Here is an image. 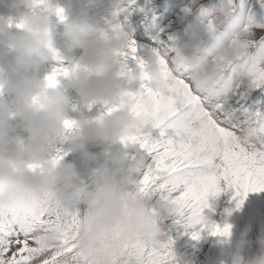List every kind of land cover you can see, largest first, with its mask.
Wrapping results in <instances>:
<instances>
[{
  "label": "clouds",
  "instance_id": "clouds-1",
  "mask_svg": "<svg viewBox=\"0 0 264 264\" xmlns=\"http://www.w3.org/2000/svg\"><path fill=\"white\" fill-rule=\"evenodd\" d=\"M14 2L32 8V0ZM61 8L66 17L63 37L70 49L82 53L79 62L68 64L70 68L81 65L67 77L76 101L81 106L120 103L128 80L117 73L118 62H122L117 52L123 51L131 39V25L125 20L124 27L113 31V26L121 23L116 18L104 31L87 21L69 18L66 8ZM123 11L124 7H119L117 17ZM53 16L47 9L24 14L19 20L24 26L6 40L14 63L10 65V76L0 70V212L19 218L32 214L55 218L66 217L71 210L85 205L87 211L76 229V248L67 264H136L129 254L131 246L138 241L151 244L173 209L166 201H154L130 190L128 176L118 172L126 156L108 150L121 137L142 127L127 107L102 120H76L75 131L64 143L70 151L79 153L84 164L96 167L93 190H88L76 165L65 162V157L55 166L49 163L53 150L64 140V121L71 111L78 110L72 97L40 78L43 68L61 59L53 56ZM215 19V31L209 32L206 25H201L182 46L162 48L170 57V73L188 79L209 103L227 99L233 91V82L219 60L239 58L241 49L234 37L244 36L245 24L239 13L222 12ZM147 63L151 86L166 91L156 57H150ZM150 102V97H144L145 105ZM18 132L25 134L24 139ZM242 139L249 145L256 142L247 133ZM90 146L98 150L90 151ZM30 165L40 167L33 170ZM233 228L227 241L234 250L227 253L233 264H264V246L251 256L237 254L252 247V242L247 240V232L236 236ZM174 256L175 264H194L175 251Z\"/></svg>",
  "mask_w": 264,
  "mask_h": 264
},
{
  "label": "snow or ice",
  "instance_id": "snow-or-ice-1",
  "mask_svg": "<svg viewBox=\"0 0 264 264\" xmlns=\"http://www.w3.org/2000/svg\"><path fill=\"white\" fill-rule=\"evenodd\" d=\"M123 2L130 6L135 0ZM257 5L264 10V0H227L222 10L225 15L239 13L245 19L244 36L234 37L241 49L239 58L219 60L234 85L229 98L206 102L188 79L170 73V57L162 49L154 50L153 56L167 89L157 91L151 86L148 63L136 56L135 41L129 39L125 49L117 52L122 61L118 62L117 73L129 84L138 81L139 87L125 89L120 103H104L106 111L95 118L102 120L129 108L142 127L119 142L125 147L138 146L143 154L127 157L133 161L128 184L148 199L169 203L175 223H183L186 228L203 226L224 243L231 237L233 225L210 222L203 216L209 196L234 190L232 200L237 201L235 210H239L250 192L264 191V18L257 12ZM31 6L47 9L60 21L66 18L63 8L52 7L47 0H32ZM23 26L22 22L16 24L17 28ZM217 26L215 18L206 25L209 32ZM122 27L123 23L116 24L113 31ZM129 60L135 61V70L129 67ZM80 67L79 63L74 68L61 64L53 67L45 80L55 87L60 77H68ZM146 96L151 101L148 105L144 103ZM94 104L87 107L91 109ZM75 126L76 120L64 121V140L50 155L51 165L68 155L63 146ZM245 133L256 138L253 145L244 142ZM30 167L35 170L40 166ZM133 173L136 179L131 178ZM233 211L229 209L227 214L231 216ZM80 217L79 208L66 217L55 218L35 214L19 218L0 212V264H67L76 248ZM162 235L159 231L151 244L138 241L131 246L129 254L136 264H175V242H162ZM199 238V231L192 233V239Z\"/></svg>",
  "mask_w": 264,
  "mask_h": 264
},
{
  "label": "rangeland",
  "instance_id": "rangeland-1",
  "mask_svg": "<svg viewBox=\"0 0 264 264\" xmlns=\"http://www.w3.org/2000/svg\"><path fill=\"white\" fill-rule=\"evenodd\" d=\"M47 2L53 7H65L69 18L87 21L104 31L109 30L110 22L116 18L121 23L127 20L133 29L131 39L135 41L137 47L136 56L147 62L153 56L154 50H161L168 45L182 46L196 28L207 25L209 19L222 13L227 0H135V3L130 6L125 3L120 5L118 0H47ZM252 2L254 3L255 0ZM121 6L126 10L120 12L117 17L116 14ZM256 7L260 17L264 18V10H261L258 5ZM35 11L39 10L29 8L26 4L17 5L14 0H0V70L9 76L11 75L10 65L14 63V54L6 40L20 31L16 24L21 17ZM64 23L65 21H60L58 17L53 16L55 49L53 56L58 54L61 59L53 60L51 66L43 68L40 72L41 79L45 78L53 67L61 64L68 66L72 60L79 62L81 58V50L70 49L63 37ZM129 67L136 69L134 60H129ZM138 87V81L124 84V88L128 90H136ZM57 88L73 98L78 109L70 112L69 117L71 116L73 120L95 119L106 111L102 103L94 104L91 109L79 105L67 77L59 78ZM17 135L20 139H24L25 134L18 132ZM63 147L65 151H68L65 162L74 163L88 190H93L97 176L96 167L84 164L80 160L79 153L69 151L67 144ZM108 150L119 151L126 156L123 167L118 169L121 176L128 175V169L133 163L127 157L139 158V155L143 154L138 146L125 147L120 142L108 146ZM131 178L136 179V174L133 173ZM127 187L131 190L134 185L129 183ZM234 195V190H228L219 196H209V207L205 208L202 214L210 222L221 225L225 222L232 224L236 236L247 232L246 238L252 242V247H246L242 253L237 254L251 256L259 247L264 246V229H262L264 227V191L250 192L239 210H235L237 201L232 200ZM229 209L234 210L231 216L227 214ZM79 210L83 215L87 208L85 205H80ZM175 220L174 215L164 220L161 230L163 235L160 239L162 242L173 240L174 251L182 255L185 261H192L194 264H233L227 253L234 250L227 242H221L222 238L212 236L210 230L203 226L186 228L183 223H175ZM196 231L200 232L198 240L192 239V233Z\"/></svg>",
  "mask_w": 264,
  "mask_h": 264
},
{
  "label": "bare ground",
  "instance_id": "bare-ground-1",
  "mask_svg": "<svg viewBox=\"0 0 264 264\" xmlns=\"http://www.w3.org/2000/svg\"><path fill=\"white\" fill-rule=\"evenodd\" d=\"M66 11H67V10H66ZM48 73H49V72H48ZM70 117H71V116H70ZM70 117H69V119H71ZM74 117H75V116H74ZM74 117H73V118H74ZM89 150L95 152L96 148H93V147L90 146V149H89ZM78 158H79V157H78ZM262 229H264V227H262ZM220 257H221V256H220ZM219 260H221V259H219Z\"/></svg>",
  "mask_w": 264,
  "mask_h": 264
}]
</instances>
